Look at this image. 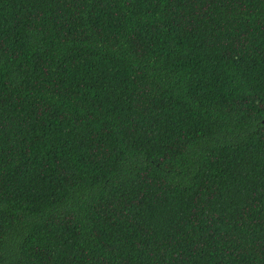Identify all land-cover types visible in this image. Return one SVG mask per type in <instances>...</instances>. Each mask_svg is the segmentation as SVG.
Masks as SVG:
<instances>
[{
  "label": "trees",
  "instance_id": "1",
  "mask_svg": "<svg viewBox=\"0 0 264 264\" xmlns=\"http://www.w3.org/2000/svg\"><path fill=\"white\" fill-rule=\"evenodd\" d=\"M0 264H264V0H0Z\"/></svg>",
  "mask_w": 264,
  "mask_h": 264
}]
</instances>
